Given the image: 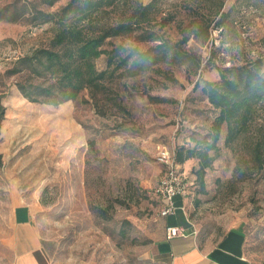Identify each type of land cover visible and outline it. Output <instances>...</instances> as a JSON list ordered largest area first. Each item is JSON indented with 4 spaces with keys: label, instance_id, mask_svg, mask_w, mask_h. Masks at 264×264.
Masks as SVG:
<instances>
[{
    "label": "rangeland",
    "instance_id": "rangeland-1",
    "mask_svg": "<svg viewBox=\"0 0 264 264\" xmlns=\"http://www.w3.org/2000/svg\"><path fill=\"white\" fill-rule=\"evenodd\" d=\"M13 1L0 0V8ZM132 1L145 5L152 0ZM15 2L21 11L4 14L24 13V18H0V262L8 254L13 209L27 204L57 264H159L153 259L162 231L156 188L164 169L156 154L161 147L175 154L179 147L194 145L193 135L201 138L209 132L216 112L200 89H194L196 81L201 86L204 80L217 81L215 67L222 64L264 60V0H157L155 21L133 36L108 40L105 48L145 50L156 43L140 41L150 33L176 42L182 37L180 28L188 34L201 19L211 22L208 39L191 36L185 45L200 57V68L165 61L135 77H119L99 107L87 91L58 106L22 96L18 76L12 73L14 63L48 47L54 27L30 23L22 11L25 0ZM66 2L40 9L55 12ZM219 6L226 17L216 27ZM128 11L120 7L107 21L115 22ZM168 15L171 22L162 26L160 19ZM95 65L104 69L105 57ZM224 135L225 129L218 150L210 152L213 162L203 189L194 175L197 160L184 165L187 218L200 245L211 246L228 229L242 226L246 258L264 264V183L246 161L235 174L238 156L224 146Z\"/></svg>",
    "mask_w": 264,
    "mask_h": 264
},
{
    "label": "trees",
    "instance_id": "trees-1",
    "mask_svg": "<svg viewBox=\"0 0 264 264\" xmlns=\"http://www.w3.org/2000/svg\"><path fill=\"white\" fill-rule=\"evenodd\" d=\"M15 1L0 8V18L9 22L24 18V13H15L21 11ZM58 1L25 0L21 5L30 23H51L54 27L48 47L36 48L18 57L12 68V73L18 76L16 87L29 102L58 106L76 101L83 91H87L94 105L99 107V101L111 92L110 84L119 77H135L165 61L188 63L195 69L200 68V57L188 52L185 45L191 36L197 38L201 35L206 41L210 21L205 24L203 20L196 19L188 34L180 28L182 37L176 42L163 34L152 37L150 33L151 37H141L140 41L150 39L156 43L145 50L121 45L106 49L108 40L133 36L143 25L149 26L155 21L157 0L145 5L132 0H67L55 12L40 9L41 6L52 7ZM123 6L128 7L129 14L108 22L109 14ZM3 11L15 12L6 15ZM219 14L220 23L216 27L226 17L221 13V6L216 12ZM171 18L170 15L162 17L160 23L167 26ZM101 56L105 57V68L98 70L95 61ZM215 68L219 75L217 81L204 80L201 86L198 80L194 85V89H200L216 112L210 130L201 138L193 135V146L179 147L175 152L176 162L185 172V163L196 159L198 167L194 175L203 189L204 175L213 162L210 152L218 150V141L225 129L224 146L238 156L235 174L239 172L241 163L246 161L264 183V60L257 57L242 64L229 67L222 64ZM2 116L3 107L0 105V123ZM89 144L93 146L91 141Z\"/></svg>",
    "mask_w": 264,
    "mask_h": 264
},
{
    "label": "crops",
    "instance_id": "crops-1",
    "mask_svg": "<svg viewBox=\"0 0 264 264\" xmlns=\"http://www.w3.org/2000/svg\"><path fill=\"white\" fill-rule=\"evenodd\" d=\"M186 202L185 197H174V212L166 217H160L162 231L153 254L156 262L159 264H251L244 252L245 232L242 226L228 229L216 243H209L211 246L200 245L197 234L187 218ZM31 213L27 204L14 207L8 254L0 264H57L44 246ZM167 227H181L185 229V234L167 238Z\"/></svg>",
    "mask_w": 264,
    "mask_h": 264
},
{
    "label": "built area",
    "instance_id": "built-area-1",
    "mask_svg": "<svg viewBox=\"0 0 264 264\" xmlns=\"http://www.w3.org/2000/svg\"><path fill=\"white\" fill-rule=\"evenodd\" d=\"M155 160L164 169L156 188V193L161 201L160 216L166 217L174 212L173 198L176 196L186 197L189 192V182L185 172L176 162L175 154L166 147L159 148ZM167 238L179 237L185 234L181 227H167Z\"/></svg>",
    "mask_w": 264,
    "mask_h": 264
}]
</instances>
